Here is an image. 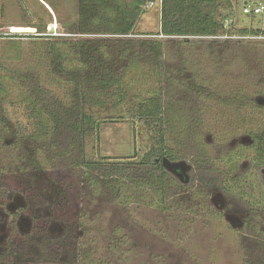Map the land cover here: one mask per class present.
Instances as JSON below:
<instances>
[{"label":"rangeland","instance_id":"1","mask_svg":"<svg viewBox=\"0 0 264 264\" xmlns=\"http://www.w3.org/2000/svg\"><path fill=\"white\" fill-rule=\"evenodd\" d=\"M152 1L135 12L133 0H0V216L8 217H0V238L10 230L9 211L1 203L14 194L17 204L30 205L25 216L37 218V226L45 210H58L56 221L50 219L60 226L53 233L42 225L37 231L11 232L12 256L0 264H88L85 251L108 264H264V165L253 163V150L240 145L249 144L248 123L237 112L222 111L216 99L228 96L234 76L244 82V92H251L243 58L264 37L243 39L252 46L238 50H243L242 61L235 64L231 58L237 50L229 51L219 43L223 40L158 35L167 42L162 90L171 110L164 124L165 144L176 152L175 164H183L184 178L168 170L161 178L135 171L128 180L120 178V171L104 176L90 170L89 181L82 166L67 164L77 158L73 132L53 129L46 137L13 133L18 125L29 127L28 100L49 112L70 113L76 95L85 89L77 90L69 72L76 65L82 76L99 70L97 64L78 61L82 57L72 50L73 38L95 41L118 33V28L132 37L156 32L160 2ZM254 2L264 0H235L231 13L222 12L231 14L236 28H264V17L242 13L245 3ZM74 20L80 24L77 34L66 31ZM37 22L45 23L47 32L26 36L38 35ZM258 46L264 51V45ZM113 58L109 65L118 71L116 53ZM250 107L240 113L264 116V110ZM93 111L105 121H98L93 136L86 138L85 158H135L150 148L151 131L141 120L121 118L117 112L106 116L105 106ZM229 150L242 153L241 164L226 174L228 166L218 160ZM205 180L213 186L203 188ZM218 194L224 209L212 203L210 195ZM233 219L239 226H231ZM5 250L0 258L8 254Z\"/></svg>","mask_w":264,"mask_h":264},{"label":"trees","instance_id":"2","mask_svg":"<svg viewBox=\"0 0 264 264\" xmlns=\"http://www.w3.org/2000/svg\"><path fill=\"white\" fill-rule=\"evenodd\" d=\"M148 1L133 0L130 6L133 11L141 12L144 11L142 8ZM232 8V0H160L159 29L156 32H144L140 33L139 37L135 35L132 37L130 33L128 34L127 29L118 28L116 29L119 31L118 33L110 34L109 37L98 38L95 41L73 38L72 50L76 55L82 57L78 61L84 62V65L97 64L99 70H94L89 77L82 76L80 67L76 65L72 68L71 73L69 72L77 90L85 89L76 95L78 99L75 104H72L73 106H70L72 109L70 113L64 112L63 109L49 112L46 109L36 107L33 101L28 100L26 107L30 109L28 112L29 127L22 124L18 125L13 131L14 135L46 137L49 130L60 128L73 132L71 143L74 142L73 146L78 145L77 158L67 164L75 167L82 166L89 181L92 180V176L88 174L90 170H96L104 176H106L105 173L120 171L118 172L120 178L128 180L135 171L136 173L144 172L149 177L158 173L159 178H161L165 176V171L168 170L175 176L184 178L180 167H172L171 169L167 167L169 162L175 164L177 160L176 152L165 144L164 124L169 122L166 113L171 110L168 106L170 102L163 99L162 90L163 78L166 75L163 73V62L167 42L158 35L166 38L183 37L184 40L190 36H198L212 38L211 41H216L215 43L223 40L225 42L219 43H222L221 45L229 51L237 50L232 54L231 60L238 64L242 61L243 50L252 46L248 40L259 36L263 37L264 28L253 26L236 28L230 14ZM223 10L229 11V15L224 14ZM226 20L229 23L225 24ZM33 26L36 27L38 35L26 36L37 37L42 36L41 33L47 32L45 23L37 22ZM79 27V22L74 20L66 31L77 34L81 31ZM93 31L98 32V30ZM9 35L17 36V34ZM225 35L235 38H220V36ZM245 38L248 39V44L243 40ZM259 43L261 44H257L264 45V42ZM257 44L253 45L255 47L252 46L253 51L248 53L249 57L244 56L245 58H243V62L249 70H247V85L249 88L251 86V92H244V82L240 81L239 76H234V86L228 92V96L216 99L218 100L217 105L223 109L222 111L237 112L239 119L248 123L245 134L249 144L240 145L253 150L251 158L253 163L264 165V116L259 118L260 115H255L254 112L249 111L245 113V110L244 114L240 113L248 104L251 105L248 109L264 110V51H261L262 48ZM242 48L243 50L238 51ZM114 53H116L118 60V71L113 68V65H109V61L114 59ZM80 64L82 65V63ZM258 98L263 99L261 105L257 103ZM96 106L101 108L105 106L106 110L109 111L106 116L109 113L117 112L121 118L126 116L141 120L151 131L150 148L142 156L135 158L119 160L85 158L86 138L93 136L98 121H105L93 111ZM46 114H48L47 118L49 117L47 120ZM2 131L0 127V135ZM6 145L3 144V147ZM240 154L242 153L235 150L233 153V150H229L221 155L218 162L223 167L228 166L225 170L226 174L237 170L241 164ZM116 181L118 180L116 179ZM111 185H116V188L119 186L115 182ZM202 186L205 189L210 188L213 186V182L212 180H205ZM162 195L161 193L160 202H163ZM156 200L159 201L157 198ZM85 252L86 255L83 254V258L86 263L108 264L106 259H102V257L97 259L91 256L89 251ZM81 260L84 261L82 257ZM78 264H83V262L78 260Z\"/></svg>","mask_w":264,"mask_h":264},{"label":"flooded vegetation","instance_id":"3","mask_svg":"<svg viewBox=\"0 0 264 264\" xmlns=\"http://www.w3.org/2000/svg\"><path fill=\"white\" fill-rule=\"evenodd\" d=\"M261 171L264 172V167L261 168ZM20 195H23V193H21ZM210 196H211L210 198L212 200V203L216 207H218L219 209H224L225 204H224V201L222 200V198H221V196L219 194L215 195V196H212V195H210ZM12 197L13 198H11V201H9L8 203L5 204L4 201H2L3 203H1L2 205H5V208L7 209V211H9L8 215L10 217L9 234L6 237L3 236V238H0V247L2 245L4 246V249H2L3 251L5 249L8 250L9 244L12 245V240L14 239L13 236H14V233H16V232L19 233V234H23V233H26V232L37 231L36 229H38L41 225H42V227H41L42 229L46 227V230H47L46 233H49V232L53 233V232H56V231L60 230V226H57V224L56 225L52 224L51 219H50L51 216L54 219L56 214L58 215V210H56L54 213L53 212H49V210H45L46 211L44 213L45 215H43L44 218L43 219L39 218V222L41 224L39 226H37V224L35 223L37 218H29V219H27V217L25 216L26 213H27V208L30 207V205L26 204L25 201L23 203H21V204H17L18 199L16 197V194H14ZM0 217L3 218L4 220H8L7 216L4 217V216L1 215ZM34 219H36V220H34ZM55 221H56V218H55ZM231 222H232L231 223L232 227L235 226V224L236 225L240 224L234 219L231 220ZM67 225L68 224H64V226H67ZM64 226L61 225L62 230L64 229ZM237 226H239V225H237ZM11 232H12L13 236L11 235ZM21 248H23V247H21ZM2 250H0V251H2ZM11 256H12V253L8 250V254L7 255L4 254V256L2 258H0V260L2 262H5L6 258H10ZM24 263H27V262L24 261L23 264ZM7 264H11V263L9 262Z\"/></svg>","mask_w":264,"mask_h":264},{"label":"built area","instance_id":"4","mask_svg":"<svg viewBox=\"0 0 264 264\" xmlns=\"http://www.w3.org/2000/svg\"><path fill=\"white\" fill-rule=\"evenodd\" d=\"M160 2V0H159ZM153 5V1H149L146 3L143 8H148L149 6ZM242 13L246 16H255V17H264V3L263 2H255L253 4H247L245 3L242 6ZM229 23V21H225V24ZM262 37V36H259ZM264 37V36H263ZM222 39H227V38H233V36H220Z\"/></svg>","mask_w":264,"mask_h":264},{"label":"water","instance_id":"5","mask_svg":"<svg viewBox=\"0 0 264 264\" xmlns=\"http://www.w3.org/2000/svg\"><path fill=\"white\" fill-rule=\"evenodd\" d=\"M258 22H260V19L258 20ZM257 103L258 104H262L263 103V99L262 98H258L257 99ZM167 167L169 168V169H171L172 167H180L181 168V170L183 171L184 170V167H183V164L182 163H180V164H170V162H169V164H167Z\"/></svg>","mask_w":264,"mask_h":264},{"label":"crops","instance_id":"6","mask_svg":"<svg viewBox=\"0 0 264 264\" xmlns=\"http://www.w3.org/2000/svg\"><path fill=\"white\" fill-rule=\"evenodd\" d=\"M234 2H235V0H232V6H233V9H234ZM255 3V2H254Z\"/></svg>","mask_w":264,"mask_h":264}]
</instances>
